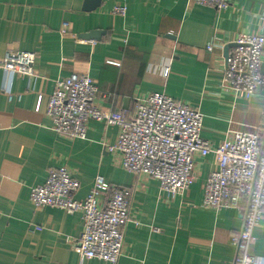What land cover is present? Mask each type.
<instances>
[{"label": "crops", "instance_id": "1", "mask_svg": "<svg viewBox=\"0 0 264 264\" xmlns=\"http://www.w3.org/2000/svg\"><path fill=\"white\" fill-rule=\"evenodd\" d=\"M85 3L0 0V62L7 51L35 54L34 76L0 66V264H79L72 243L82 230L81 213L29 199L30 188L59 167L78 179V198L96 175L131 191L137 225L126 223L122 255L115 263L84 264H234L230 236L241 228L245 204L202 205L212 160L197 158L190 187L166 196L156 179L129 172L104 150L115 142L117 126L90 121L85 138H69L52 130L45 110L54 79L76 72L95 80L103 111L131 114L135 97L161 92L197 108L201 135L214 144L231 130L261 132L264 92L234 97L221 80L238 34H264V0H231L226 10L193 0H99L90 10ZM118 5L125 14L114 12ZM93 31L96 37L85 36ZM261 67L264 72V56ZM250 253L263 264L264 218Z\"/></svg>", "mask_w": 264, "mask_h": 264}, {"label": "built area", "instance_id": "2", "mask_svg": "<svg viewBox=\"0 0 264 264\" xmlns=\"http://www.w3.org/2000/svg\"><path fill=\"white\" fill-rule=\"evenodd\" d=\"M226 10L231 0H193ZM115 13L125 14L123 6ZM212 45H208L210 49ZM264 34L240 32L224 58L221 86L234 97L248 99L264 92ZM34 52L7 51L0 66L16 74L34 76ZM166 72L168 67L165 68ZM97 85L87 74L72 72L54 79L45 113L52 130L69 138H85L90 121L117 126L113 144L104 150L117 155V164L134 174L154 178L159 189L171 196L187 190L195 180L197 158L212 160L202 183V205L212 209L245 204L241 228L230 236L236 247L234 264H260L250 253L254 229L264 218V127L261 132L228 131L214 144L202 137V113L161 92L135 97L131 114L103 111L97 104ZM79 181L64 168L48 170L45 181L32 186L29 199L37 207H58L67 214L81 213L82 230L72 243L78 263L96 258L115 263L125 247L123 229L137 225L130 209V189L111 186L96 175L84 197H76ZM264 264V262H263Z\"/></svg>", "mask_w": 264, "mask_h": 264}, {"label": "water", "instance_id": "3", "mask_svg": "<svg viewBox=\"0 0 264 264\" xmlns=\"http://www.w3.org/2000/svg\"><path fill=\"white\" fill-rule=\"evenodd\" d=\"M99 0H86L85 6H84V10H90L93 9L95 7L98 6ZM98 35V32L93 31L90 32L88 34H86L85 36L87 37H96ZM227 55V52L225 53V56ZM261 73H263V68L261 67Z\"/></svg>", "mask_w": 264, "mask_h": 264}]
</instances>
